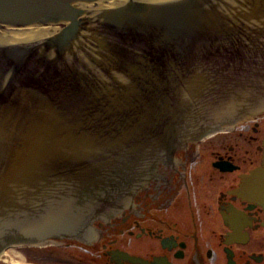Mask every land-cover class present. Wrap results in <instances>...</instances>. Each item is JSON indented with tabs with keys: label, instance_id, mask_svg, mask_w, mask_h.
<instances>
[{
	"label": "water",
	"instance_id": "95a60500",
	"mask_svg": "<svg viewBox=\"0 0 264 264\" xmlns=\"http://www.w3.org/2000/svg\"><path fill=\"white\" fill-rule=\"evenodd\" d=\"M109 1L117 2L0 0V249L36 235L72 236L81 209L100 196L120 195L102 215L133 207L132 195L151 177V151L131 135L124 136L129 147L105 145L115 133L91 107L102 98L110 102L117 92L133 91L131 106L139 99L138 105L147 104L140 105L143 111L107 120L128 132L142 128L149 138L151 124L164 128L161 116L179 107L180 124L190 122L189 136L196 140L264 110V24L246 23L264 22L256 17L264 15V2L128 0L103 6ZM51 25L57 29L46 36ZM195 39L204 47L219 41L226 54L212 50L211 68L198 71L196 56L187 51ZM183 61L186 70L180 69ZM68 107L91 108L81 120L84 115L58 113ZM176 122L169 124L178 133ZM131 166L139 170L129 171ZM130 172L135 176H126ZM262 177L261 168L254 170L236 192L264 204ZM74 235L92 239L86 232Z\"/></svg>",
	"mask_w": 264,
	"mask_h": 264
},
{
	"label": "flooded vegetation",
	"instance_id": "af4514ba",
	"mask_svg": "<svg viewBox=\"0 0 264 264\" xmlns=\"http://www.w3.org/2000/svg\"><path fill=\"white\" fill-rule=\"evenodd\" d=\"M220 46L225 45L192 44L187 51L196 56L192 61L200 71L208 64L211 68L209 57L217 54L210 52ZM184 65L186 61L180 69L186 70ZM182 126L172 154L151 128L154 164L151 177L132 195L133 207L105 221L103 212L120 195L100 196L81 209L70 228L92 235L89 242L74 233L50 243L25 244L21 248L40 253L28 258L43 256L58 264H264V204L236 192L244 176L258 168L264 190V113L214 133L202 141L205 145L189 136L188 124Z\"/></svg>",
	"mask_w": 264,
	"mask_h": 264
},
{
	"label": "rangeland",
	"instance_id": "374dc122",
	"mask_svg": "<svg viewBox=\"0 0 264 264\" xmlns=\"http://www.w3.org/2000/svg\"><path fill=\"white\" fill-rule=\"evenodd\" d=\"M208 142V141H207ZM206 144V142H204ZM203 142L202 145H205ZM6 253L2 255L0 258V264H25V263H32V264H58L59 261H56V259H47L43 256H39L37 258H28L32 255H40V253H33L32 249L29 247H18L13 246L8 249H6ZM26 258V259H25Z\"/></svg>",
	"mask_w": 264,
	"mask_h": 264
},
{
	"label": "bare ground",
	"instance_id": "6f19581e",
	"mask_svg": "<svg viewBox=\"0 0 264 264\" xmlns=\"http://www.w3.org/2000/svg\"><path fill=\"white\" fill-rule=\"evenodd\" d=\"M255 117V116H254ZM254 117H251V118H254ZM239 123V122H238ZM237 124V123H236ZM236 124H233L231 125L230 127H226L224 129H221V130H226L227 128H232V126H235ZM219 130V131H221ZM217 132V131H216ZM208 136V135H207ZM206 137V136H205ZM204 138V137H203ZM202 139V138H201ZM200 139V140H201ZM125 207L123 208H120V209H117L115 211H112L110 213H107V214H104L102 215V219L105 220V221H108L110 217L118 214L122 209H124ZM63 237V236H57V235H51V234H43V235H36V236H31V237H27V238H22V239H19L15 242H12L6 246H4L2 249H0V258L2 257V255L4 253H6V249L10 248V247H13L15 245H20V244H25V243H50L52 242L51 240V237Z\"/></svg>",
	"mask_w": 264,
	"mask_h": 264
}]
</instances>
